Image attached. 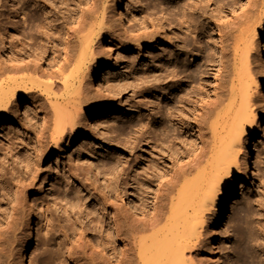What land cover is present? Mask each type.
<instances>
[{
    "label": "bare ground",
    "instance_id": "bare-ground-1",
    "mask_svg": "<svg viewBox=\"0 0 264 264\" xmlns=\"http://www.w3.org/2000/svg\"><path fill=\"white\" fill-rule=\"evenodd\" d=\"M34 1L36 7L30 12L16 11L14 17L23 15L24 19L20 25L16 23L17 27L11 23L5 33L14 57L10 56L12 64L0 66V134L13 133V126L21 123L22 106L29 102L24 114L30 116L35 112L44 120L40 135L32 138L36 139L38 156L45 161L53 154L60 157L65 148L88 137L87 131L91 132L92 127L84 125L86 119L97 118L104 110L101 124L110 126L117 120L111 105L90 104L88 89L101 78L103 71L104 63L96 58L101 43L119 35L112 26L108 4L113 1L112 9L116 11L122 0ZM258 2H184L185 9L181 7L179 11L182 12L181 29L178 28L185 34L178 36H181L182 47L177 55L170 52L168 71L164 72V77L171 78L170 81L179 80L178 87L173 85L177 88L162 107L160 103L152 104L157 110L155 123L147 124L142 118L136 131L139 135L128 141L130 146L127 144L128 149L134 150L140 144H152V150L155 148L145 159L144 167L138 168V173L130 179L148 209L138 207L135 197L125 191L129 206L141 214L137 216L129 208L123 212L119 204L96 191V185L79 179L78 174L82 173L78 172L83 170H78L82 167L72 169L69 165L70 177L66 175L64 181L57 184L70 193L72 180L87 183L88 189L93 187L94 203L99 198L104 208L85 217L82 212L87 209L84 208L87 201L81 199L80 192L76 191L79 195L75 197L62 198V192L56 188L57 193L51 194L60 202L59 206L62 205L64 215L58 214L55 219L52 218L55 212L49 213L43 220L46 237L38 255L43 264L55 262L60 255H67L66 259H61L62 264H67L66 261L68 264H113L114 261H118L117 264H215L216 248L207 237L211 227L223 223L230 203L237 196L238 183L243 186L251 176L254 143L264 131V112L254 110V97L261 96L264 86V70L261 66L252 67L251 54L255 48L258 58L264 59V1L260 7ZM12 3L15 8L17 0ZM215 11L221 19L212 21ZM146 35L135 38L137 49L155 42L152 35ZM17 37L28 49L17 50ZM196 47L199 53L194 52ZM257 78H262L261 84ZM42 97L46 98V103L37 106ZM100 122L93 126L101 125ZM189 133L195 138L191 142L187 139ZM16 139L17 142L11 141L9 145L4 143V147H18V144L27 147L24 135H17ZM30 158L19 162L33 182L39 172L35 171L37 163ZM118 159L117 163H124ZM118 168L120 172L124 166ZM20 179L12 195L14 222L19 218L15 209L27 201L34 186L31 181L28 185ZM105 189H110L109 180ZM72 194L75 195L73 191ZM96 194L100 196L97 198ZM32 209L31 218L36 216ZM76 209L81 212L79 218L74 216ZM211 211L214 214L209 217ZM30 222L29 219V230L25 229L17 252L21 264L31 246ZM89 227L99 233L97 244L87 237ZM57 232L62 235L60 241H56L58 248L54 249L53 234ZM223 239L230 263L244 264V250L238 237L224 231Z\"/></svg>",
    "mask_w": 264,
    "mask_h": 264
},
{
    "label": "rangeland",
    "instance_id": "rangeland-1",
    "mask_svg": "<svg viewBox=\"0 0 264 264\" xmlns=\"http://www.w3.org/2000/svg\"><path fill=\"white\" fill-rule=\"evenodd\" d=\"M22 1L23 0H17V6L14 8L12 0H0V66L2 68L12 64V62H10V56L14 57V54H12L10 48H8L9 42L6 40L5 33L11 27V23H19L20 25L24 19L23 15H19V17L17 15L15 18L14 16L17 14L16 11L21 13L23 11L30 12L36 7L34 0ZM187 1L188 0H122L121 6H119L116 11L112 9L114 6L113 1H110L108 4V12L112 21V26L119 35L118 38L115 39L106 38L101 43V51L97 53L98 55L96 58L104 63L103 71L101 73V78L88 89V94L91 98L90 104L92 106L96 104L99 106L103 103L109 104L115 109L113 114L117 120L110 124V126H104V124L100 122L104 118V110L97 118L92 120L86 119L84 125L92 127L91 132L87 131L88 137L72 143L68 148L64 149L60 157L57 154H53L52 157L45 159V161L44 159L41 160L40 156H38V147H36V139H34L40 135L44 120L35 112L31 113L30 116L24 114L25 107L30 104L29 102H26L22 106L21 123L13 126V133L4 132L0 134V264H21L17 252L21 247V238L23 237L25 229L29 230V219L31 220L30 228L33 230V234L31 237V246L27 252L24 264H43V261L38 258L41 244L43 240H45L44 237H46V234H44L46 233L45 227L43 228V224L46 222H43V220L45 217L47 219L49 213L55 212L52 214V218L55 217V219L58 218V214L64 215V210H62L63 208L61 207L62 205L59 206L60 202H56L57 200H54L52 195L56 194L57 191L62 192V198H65L66 195L72 198L76 196L77 192H80L81 199L87 201L86 204L83 203L87 206H84V208L87 209L82 212L85 217H88L86 215L91 212L96 213V211L103 210L104 208L101 203L102 200L100 202L98 198L99 194H96L98 199H96L94 203L93 200H95V196L92 194L93 187L88 189V185L85 186L88 181H90L92 185H96L94 187V189L97 187L96 191H101L100 193H103V195L106 194V198H109L110 202L115 201V203L119 204L123 212L129 208L135 215L140 216L141 214L138 210L136 211L129 206L127 197H125V191L135 197L134 199L138 207L144 210L148 209L140 196L141 192L137 190L138 188H136L134 181H130V179L138 173L136 171L144 167L145 159L148 158V155H150L155 148L152 150V144H140L134 150L132 147L128 149L127 144L129 143L128 141L131 142L135 135H139L136 131L140 127L139 123L143 121L142 118H145L143 122L147 124L149 121H151V124L155 123L157 110L152 104L155 103L157 105L160 103L159 105L162 107L166 100H169L170 93L175 91V88L178 87L179 80L177 78L170 81L169 79L171 78H166V75L164 77V74L167 73L165 70L168 71L170 52H175L174 54L177 55L180 53V48L182 47L179 38L183 35L185 36V34L182 32L181 34L179 30L181 29V19L179 18H182V12L179 11H182L181 9L185 6L184 2L187 4ZM258 1L260 2H258L260 7L264 0ZM217 13L215 11L214 14H210L211 18H213H210L212 21L215 20V18H219L216 16ZM213 15L216 17H212ZM170 18L171 20L174 19L173 23ZM168 19L170 20V24ZM17 24L15 25L16 27L18 26ZM175 32L179 34H172ZM10 33L13 34L12 31H10ZM146 34L152 35V41L155 42L151 43L152 41H150L148 42L149 44L151 43L150 45H144L140 49H137V46L134 44L135 40L138 39L139 36H147ZM179 35L181 36L178 37ZM15 40L17 41V50L20 51V49H24V47L28 49V46H25L21 39L17 37ZM194 50H197L194 52L199 51L197 47ZM251 54H253L252 63L254 62L252 67L256 69L261 66L262 70H264V59L260 60V58H258L255 48H253ZM47 67L48 66L45 64V68ZM109 69L111 72L108 71ZM261 79L262 78H257L260 84L262 83ZM254 99L255 112H264V86L261 88V96H255ZM44 103H46V98L42 97V100L38 101L37 106H42ZM98 122H100L101 125L94 127L93 124ZM34 128L37 133L36 135H34ZM25 131L26 133H24ZM20 134L25 136L26 140L24 144H28V148L22 147L18 143V147H4V143L9 145L11 141L17 142L16 137ZM28 136L30 138H28ZM28 139H30L29 141L31 142H29ZM187 139L190 140L189 142H191V140L193 141L195 139L194 134H187ZM130 144L131 143H129L128 146H130ZM254 144L255 154L252 161L253 168L251 169V176L243 186H240L238 183L239 190L237 191V196L235 197V201L230 203L229 211H227L223 223L219 227H211V233L207 237L209 242L216 248L217 255L214 259L215 264H231L224 247V231H228L231 235H236L238 237V242L244 250V264H264V131L260 137L256 138ZM14 148L15 150H13ZM28 152L32 157L29 156L30 154H28ZM116 155L118 158H121L124 163H117L120 159H118ZM27 157H31L30 159L37 163L34 164L33 162L35 169L37 167L35 171L39 172V176L36 177L33 182L31 179L32 177H30V180L25 173V169L22 168L23 166L19 162L20 160L26 161ZM167 158L169 159V155ZM167 158L166 160H168ZM68 166L72 167V169L74 167L78 169L79 166L82 167L79 170L76 169L78 171L83 170L78 172L82 173V175L78 174L81 176L79 179L81 181L84 180V182L87 179V183L72 180L73 183L70 185V193L66 191V188L64 189L58 185L66 175L70 177V169ZM106 166L108 170L104 168ZM123 166L124 169L119 172L118 167L122 169ZM108 167L111 169L113 167V169L111 170ZM16 168L18 170L21 169V172H18V170L16 171ZM14 172H18L17 175ZM12 175L13 177L14 175L17 177L20 176L22 180L20 177L16 178V176L12 178ZM19 179L28 185L31 184V181L34 186L31 188V194L27 201L22 204L21 207L15 209L17 210L19 218L14 222L12 221L15 203L13 194L15 192V183H18ZM107 179L110 183L109 191L105 189V186L108 184ZM111 187H115L113 191ZM56 188H58L57 191ZM62 188L64 190H61ZM72 191L75 195L72 194ZM87 196L89 198L85 199ZM99 203L101 205H99ZM31 207L36 214L33 218L30 217ZM212 213L214 214V211L210 212L209 217H212ZM95 215L97 216V214ZM74 216L75 218H79L81 212L76 209ZM41 228L42 233H40ZM57 231H60V228H58ZM57 233L58 234L54 233L55 235L53 234V237L55 236V240H53V242L55 241L54 249L58 248L57 242L60 241L62 235V232L61 235L60 232ZM98 236L99 233L95 231V228H90L87 236L89 240L97 244ZM70 239L73 241L72 237ZM119 248L122 249L121 246ZM66 256L67 255H60V259L58 257V260L50 264H62L61 259H66ZM83 262L85 263L87 261L83 260ZM117 262L114 261L113 264H117ZM66 263L68 264V261H66ZM69 264L73 263L69 262Z\"/></svg>",
    "mask_w": 264,
    "mask_h": 264
}]
</instances>
